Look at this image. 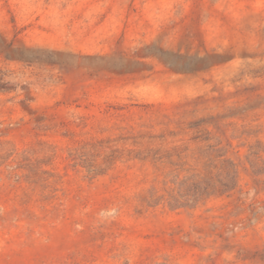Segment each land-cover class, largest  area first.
<instances>
[{
    "label": "rangeland",
    "instance_id": "374dc122",
    "mask_svg": "<svg viewBox=\"0 0 264 264\" xmlns=\"http://www.w3.org/2000/svg\"><path fill=\"white\" fill-rule=\"evenodd\" d=\"M0 264H264V0H0Z\"/></svg>",
    "mask_w": 264,
    "mask_h": 264
}]
</instances>
